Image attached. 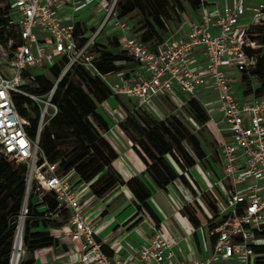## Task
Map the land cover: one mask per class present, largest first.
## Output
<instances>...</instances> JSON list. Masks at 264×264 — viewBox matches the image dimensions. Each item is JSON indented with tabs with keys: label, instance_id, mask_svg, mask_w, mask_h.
<instances>
[{
	"label": "built area",
	"instance_id": "built-area-1",
	"mask_svg": "<svg viewBox=\"0 0 264 264\" xmlns=\"http://www.w3.org/2000/svg\"><path fill=\"white\" fill-rule=\"evenodd\" d=\"M100 1L6 0L0 3L3 20L0 24L3 33L0 38V154L16 164L26 163L31 176L38 168L34 175L39 183L37 188L44 193L52 192L56 200L54 210L45 211L44 217L57 218L67 213L60 229L70 241L79 242L72 259L74 264H132V259L139 264H264V250L255 249L264 246V236L260 234L264 229V195L258 190L261 180L264 185V95H256L250 88L249 98L239 100L231 84L230 72L224 66L234 68L241 76L246 74L250 80L255 78L251 71L256 63V51L264 43L250 35L256 34L258 27H264V0L252 6L251 23L246 26L240 23L246 11V0H214L211 3L201 0V19L190 22L184 34L170 31L155 48L140 37L123 36L120 46L133 59L139 72H129L127 77L124 74L119 81L109 79L114 72L100 73L94 65L95 38L112 13L121 33L130 32L129 24L113 12L115 0L106 9V17L97 31L85 41L79 39L75 25L65 23L59 13L61 7L67 5L74 4V9H79L100 4ZM164 24L168 29L169 25ZM196 48L201 49L203 61L193 64ZM55 65L59 66L60 73L48 91L38 93L30 88L37 77L52 75ZM66 73L82 84L87 74L96 75L103 79L111 95H125L133 110L148 112L175 87L191 99L198 98L199 88L210 82L219 101L221 119L217 121L210 116L209 120L219 134L222 132L219 122L223 123L231 138L230 141L222 139L218 146L221 175L213 177L209 170L205 171L210 179L208 189L223 181L227 183L223 206L204 212L211 238V248L205 256L177 257L172 244L154 223L144 242L131 241L127 235L116 241L117 250H122L121 257L105 251L109 244L98 237L95 224L84 217L82 192L75 185L80 176L73 168L56 174L57 163L48 162L39 146L43 127L57 113L52 95ZM16 95L31 99L39 108L34 137L29 134V117L16 108ZM100 106L108 114H118V108L105 99L100 101ZM42 167H47L45 173ZM248 179L255 182L247 184ZM30 184L29 179L25 200ZM178 188L183 193V207L194 201L187 187L179 183ZM25 200L22 214L27 213Z\"/></svg>",
	"mask_w": 264,
	"mask_h": 264
},
{
	"label": "trees",
	"instance_id": "trees-1",
	"mask_svg": "<svg viewBox=\"0 0 264 264\" xmlns=\"http://www.w3.org/2000/svg\"><path fill=\"white\" fill-rule=\"evenodd\" d=\"M5 1L0 0V3ZM185 1L193 9H197L201 5V0ZM152 2L156 8L147 14L148 31L140 37L144 42H148L158 34L159 29L162 30L165 27V20L159 13L160 10L166 8L170 2L174 3L179 10H184L181 0H152ZM137 6L142 11L146 10V5L142 0H127L126 3L120 6L117 15L124 16ZM150 18L151 21H149ZM1 23H3V20L0 17ZM250 36L264 43V27H258L256 34ZM117 44L120 45V41H117ZM256 52V63L251 72L255 75L260 85L255 90L256 95H264V45ZM96 55L94 65L100 73L115 72L125 69L126 66L133 65V59L127 56L122 48L119 52L96 51ZM119 61H125V63L117 64ZM59 73L60 68L55 65L52 69V74L57 77ZM37 80L47 84L42 88L36 89L35 91L38 93L48 91L53 85L51 81L43 76L37 77ZM242 80L246 84H250L251 81L246 74L242 75ZM86 86L90 89H87ZM91 93L95 94L99 100H104L111 95L108 86H105L96 75L90 76L87 74V79L83 84L70 73H66L61 78L52 95V101L57 106V113L49 119L47 125L43 127L40 133L39 146L41 150L48 162H58L63 172L73 168L80 176V180L86 182H91L104 170L105 176L95 191L97 196L102 197L118 184L124 185L131 193L137 210V213L128 221V223L131 222L128 227L131 228L142 220L141 211H144L154 224L159 227V218L147 202L150 197L148 187L137 176L127 181L122 180L112 167L111 162L118 156V153L104 136L105 134H103L107 133L109 125L105 117L97 110V103ZM14 101L20 114L29 117L30 127L28 130L29 134L34 137L39 119L38 106L31 99L22 95H16ZM24 103L33 104V117H30L26 108L23 107ZM189 103L193 107L195 114L200 116L202 111L199 104L194 99H190ZM133 111L140 112L139 109H134L131 113ZM128 116L129 113L120 123L124 122ZM143 131L147 142L151 143L148 146L144 143L141 144L145 154L151 161L150 163L146 161L147 168L155 183L164 188L176 178H179L182 183H186L184 176L175 173L167 164L164 154H169L181 171L188 170L194 165L196 158L203 156L196 137L192 134L189 135V141L195 151L193 156L181 143L184 139V134L179 129V125L174 124L171 126L164 122L152 121L147 123ZM68 137H71V140H65ZM63 145L70 147L64 151L62 149ZM25 170L26 166L24 164L14 165L10 163L7 157L0 154V264L9 263L18 217L26 197ZM90 185H92V182ZM35 198V194L31 192L27 194V213L22 235V244L30 254L36 250L58 244V239L51 233L48 226V220L53 218L44 217L45 211H53L56 206L54 194L45 192L39 202ZM40 203L46 207L45 210L39 207ZM186 213L190 221L196 225L197 218L195 215L188 211ZM41 227H44V229H40ZM260 234L264 236V229ZM255 249L256 251H262L264 246L260 245L255 247ZM107 252L109 253V251ZM33 263L34 259L30 258L20 264Z\"/></svg>",
	"mask_w": 264,
	"mask_h": 264
},
{
	"label": "crops",
	"instance_id": "crops-1",
	"mask_svg": "<svg viewBox=\"0 0 264 264\" xmlns=\"http://www.w3.org/2000/svg\"><path fill=\"white\" fill-rule=\"evenodd\" d=\"M107 1L108 0H101L100 4L86 5L79 9H74V4L67 5L65 7H61L59 13L65 23L75 25L79 39L85 41L97 31L98 27L102 23L103 18L105 17V11L107 9L105 6V3H107ZM190 10L191 19L188 20L186 18H183L179 22L171 23L168 29L166 27H164L162 30L159 29L158 34L152 37L146 43L152 48H155L156 43L164 40L170 31L175 32L176 34H184L187 31L190 22L201 19L199 8H191ZM95 11L97 12V15ZM120 19L122 20L121 17ZM108 24H110L109 21H107L103 25L102 29L95 38L96 42L105 44L112 38H117L116 41H121L123 36H136L135 34H132L130 32L124 35L114 23H111L109 27H107ZM107 28L108 30H105ZM202 61L203 56L201 53V49L196 48L195 52L193 53L192 63L195 64ZM132 64L133 65H129V67L126 69L127 71L124 72V69L116 71L112 73L110 77H113L114 81H119L121 76L126 72L127 74L124 75L125 77L128 76L129 72L138 73V66L135 64V62H132ZM224 66L227 70H229L230 78L233 80H237L240 83L241 91L238 99L244 100L249 98L251 92L249 88H247L245 84L246 82L242 80V76L240 75V73L235 71V69L232 67H228L227 65ZM198 91H201V93L204 92L206 94L211 93L214 96L215 103H212L210 106L214 109V112L211 113L210 116L213 119L219 121L221 119V112L218 109L219 101L216 92L210 85V82L207 81L202 87L199 88ZM178 93L189 96L185 92H182L177 87H175L172 93L163 95L160 98V102L155 103L153 106L157 109L158 104L160 105L162 103V100L168 98L170 99V97H172L173 95L175 96ZM119 97H124V99H127L130 102L129 98L125 95H110L105 99L109 105L111 104V106H115L118 108V114L112 115L107 113L109 117H111L112 120L115 121L116 126L124 120L123 117H125V115L127 114V111L123 109L118 101ZM211 124L213 126V128L209 126L213 137L211 138V140H215L217 142L215 144V148L211 149V146H209V149H206L205 147H202L203 145H201L200 141L197 139L200 149L203 152V156L201 158L195 159L194 165L188 169L189 172L188 170L184 172L181 171L174 160L171 158V156L169 154H164V158L167 164L172 168V170L178 175L184 176L186 181V183L184 184L188 188H190V184L188 183L185 176H189L191 174V179H193V181L195 182V185L193 184V186L202 189L204 186H208L210 182V179L205 175L206 170H209L212 173L213 177H218L222 173L221 157L218 152V146L222 139L230 141L231 134L226 129L223 123L219 122V126L222 128L221 134L218 133L213 123ZM113 147L117 151L118 156L112 160L111 165L118 173L120 178H122V180L127 181L130 178L137 176L149 189V184L153 186V190L150 189V197L148 198L147 202L159 218V228L168 243L172 244L173 250L176 253L177 257L189 258L196 255L205 256L211 248V238L208 235L206 216L204 221H202V219L198 216L196 224L197 226L190 221L184 207L182 206L183 198H181V194L176 191V194L180 197L179 199H177L172 189L170 188V183L167 184L165 188L155 183L150 171L147 168V162L150 163L151 161L147 157L145 152H142V150L138 148V146H129L124 139H118L116 140V145H113ZM176 180L180 179L176 178L173 181ZM119 185L124 186L121 184ZM262 186L263 189L261 190L260 194L264 195V185ZM124 187L127 188L126 186ZM226 187L227 183L223 181L219 183L215 188H210L211 195H209V197L216 209L223 206L221 203H219V199H222L224 204ZM89 189V185H86L85 192L89 191ZM197 203L204 209L205 206L200 200L197 201ZM89 210L91 211H84L85 219L95 224L98 237L102 241L107 243V245L109 244V246L105 247V251H109V253H107L114 257L122 256V250H117L118 245L116 244V241L121 237L127 235V238L131 241L144 242L152 231L151 224H153V221L149 216H143L142 220L131 228L128 227L131 223L130 222L126 224V227H123V225L121 224L116 229H114V227L106 226V221L100 223L102 218L107 215V212L104 213L102 217H100L99 210ZM203 211L208 212L209 210L204 209ZM191 227H193V230L191 229ZM50 231L58 239V244L54 245L53 249H47L51 248V246L47 247L46 249L36 250V259L41 258V260L49 264H74L72 259L74 257L75 251H78L79 249V242L70 241L60 228H50ZM51 258H53V260ZM131 262L132 264H139L136 259H132Z\"/></svg>",
	"mask_w": 264,
	"mask_h": 264
},
{
	"label": "rangeland",
	"instance_id": "rangeland-1",
	"mask_svg": "<svg viewBox=\"0 0 264 264\" xmlns=\"http://www.w3.org/2000/svg\"><path fill=\"white\" fill-rule=\"evenodd\" d=\"M126 1L127 0H115L114 6H113L114 14L116 15L118 14L120 10V6L126 3ZM207 1L211 3L214 0H207ZM142 2L146 5L145 11H142L137 6L132 11H130L128 14L124 16H118L119 18L120 17L122 18L121 21H125L126 23L129 24L130 33L135 34L137 37H142L148 31V25H147V20H146L147 14H149L150 11H154V9L156 8L152 0H142ZM181 2H182V5L185 11L179 10L178 7L172 2H170L166 8L159 11V13L162 15V17L164 18L165 22L168 25H170L171 23L179 22L183 18H186L188 20L191 19V14H190L191 7L185 0H181ZM216 2H218V0H216ZM258 2H259L258 0H246V11L240 17L241 24L246 26L249 23H251V18H252L251 8L253 5L257 4ZM112 3H113V0H108L107 3H105L106 8L109 9L112 6ZM210 5L212 4H209V6ZM95 13L97 15L96 11ZM105 17H106V11H105ZM114 19L115 18L113 17V13H112V15L107 19V21H109V23L111 24L115 22ZM149 21H151V18L149 19ZM110 24H108L107 27H109ZM105 30H108V28ZM1 36L3 37L2 32H1ZM116 39L117 38L115 39L112 38L105 44L95 42L94 53H96V51H102V50L119 52L121 50V46L117 44ZM127 68L128 67L126 66V68L124 69V72L127 71L126 70ZM46 78L52 83L56 79V77H54L53 74L52 75L47 74ZM109 79L113 80V77H109ZM100 80L105 86H107L106 83L103 81V79L100 78ZM231 84L234 89L235 96L239 98V94L241 91V86H240L239 81L231 79ZM46 85L47 84L45 82L37 80L36 82L31 83V85L29 86L31 89L36 90ZM246 86L249 89L252 88L256 90L260 85H259V82L257 81V78L255 77L250 81V84H246ZM86 88L90 89L87 86ZM91 94H92L93 99L97 103V110L105 117L109 125V130L107 131V133H103V134H105L104 136L113 145H116V140L124 139L129 146L136 145L138 146V148L142 150V152H144V148L141 143H144L147 146L150 145L151 143L147 142V138L144 134L143 129L146 128L147 123L155 121V122H164V123L170 124L171 126H173L174 124L179 125V129L184 134V139L182 140L181 143L183 147L186 148L193 156L195 154V151L192 146V143L189 141L190 134L194 135L196 139L200 141L201 145H203L202 147H205L206 149H209V146H211L210 147L211 149L215 148V144L217 142L215 140L214 141L211 140V138L213 137H212V132L209 129V126L213 128L211 124L212 122L211 121L209 122V117H210V114L214 112V109L211 108L210 106L212 103H215L214 96L211 93L206 94L204 92L201 93V91H198V94H197L198 98H191V99H194L201 107L202 114L200 116H197L195 114L193 107L190 105L189 96L187 95L185 96L181 93H178L175 96L173 95L172 97H170V99L168 98V99L162 100V103L160 105L158 104L157 109L156 107L152 106L151 112H148L146 110H139L140 112L133 111V113H131L132 111L131 103L127 99H124V97H119L118 98L119 103L121 104L123 109L127 111L126 113H129V116L124 122L118 124L117 126L115 125V121H113L112 118L109 117V115L105 111H103V109H101V106H100L101 100H99V98L95 94L93 93ZM32 105L33 104H27V106L25 105L23 106L27 109L30 117L34 116ZM65 140L67 141L71 140V137H68ZM69 147L70 146L63 145L62 149L66 151ZM8 160L10 161V163L14 165H18L12 159L8 158ZM56 163L57 164L55 166V173L58 175L63 174L64 172L62 168H60V166L58 165V162ZM19 164H24L26 166V170L24 172L26 183L29 181V179L31 183L28 193L31 192L35 194V197H36L35 200L37 202L41 201L43 198L44 192H42L41 189L37 188V186H39V183L37 182L34 176L35 172L37 173L36 170L38 168L34 170V174L31 176V172L29 170V167H27L26 163H19ZM41 170L43 173H45V171H47V167H42ZM104 173L105 172L103 170L98 176H96V178H94L91 181L92 185H90L91 182H86L83 180H79L75 184L76 187L82 192V198H83L82 199V210L83 211H91L89 209L99 210L100 217H102L104 213L107 212V215H105V217L102 218L100 223H102L103 221H106L107 223L106 226L114 227V229H116L121 224L123 225V227H126V224L131 219V217H133V215L137 213L133 197L131 193L129 192V190H127V188H125L124 186H120L119 184L115 188H113L112 190L104 194L102 197H98L95 191L100 185L102 178L105 176ZM190 175L185 176L188 183L190 184V188H188L184 183H182L181 180L171 181L170 188L172 189L176 198L179 199L180 197L176 194V191H178L181 194L180 196L182 197H183V193L180 192L178 188V184L180 183L182 184V186L187 187V189L189 190V192L192 194V196L195 199L192 203H190V205L186 206L185 209H187L186 211L194 214L196 218H198L199 216L202 219V221H204L205 214L203 210L206 209L210 211L211 210L215 211L216 209V207L212 204L210 197H209V195H211V189H208L207 186L206 187L204 186L202 189L197 188L196 186H193V184L195 185V182L193 181V179H191L192 176ZM253 182H255L254 179H248L246 181L247 184H251ZM261 183H262V180L260 181V185L258 188L259 193L263 189V186L261 185ZM86 185H89V188H90L89 191L87 192H85ZM149 186H150V189L153 190V186H151V184H149ZM215 187H212V189ZM199 200L205 206L204 209L201 206H199V204L197 203V201ZM219 201H220L219 203L223 205V200L219 199ZM39 205L41 209H44L45 206L43 204L40 203ZM141 214L142 216L147 217L144 211H141ZM25 217H26V214L24 213L23 214L20 213L18 217V224L22 220L23 228H24ZM66 218H67V213H63L57 218L48 220V226L54 229L60 228ZM23 228H22V235H23ZM40 229H44V227H41ZM15 237H16V233L13 238L12 251H11L10 257L12 256L13 246L15 243ZM21 243H22V236H21ZM46 248H43V249H46ZM53 248H54V245L51 248H47V249H53ZM42 251H46V250H42ZM35 255H36L35 251L32 254H30L28 251H26L25 247L22 244L21 250L19 252L18 264L30 258L34 259L33 264H49L41 260V258L36 259ZM51 259L53 260V258ZM9 263H10V259H9Z\"/></svg>",
	"mask_w": 264,
	"mask_h": 264
},
{
	"label": "bare ground",
	"instance_id": "bare-ground-1",
	"mask_svg": "<svg viewBox=\"0 0 264 264\" xmlns=\"http://www.w3.org/2000/svg\"><path fill=\"white\" fill-rule=\"evenodd\" d=\"M22 228L23 227H22V220H21V222L18 224V227H17V230H16L15 243H14V246H13V252H12V256L10 258V263L9 264H18L19 252H20L21 247H22V243H21Z\"/></svg>",
	"mask_w": 264,
	"mask_h": 264
}]
</instances>
